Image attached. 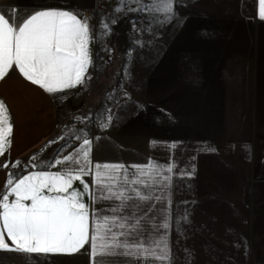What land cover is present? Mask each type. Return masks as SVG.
<instances>
[{
    "label": "crops",
    "instance_id": "crops-1",
    "mask_svg": "<svg viewBox=\"0 0 264 264\" xmlns=\"http://www.w3.org/2000/svg\"><path fill=\"white\" fill-rule=\"evenodd\" d=\"M13 1L0 0V12L17 23L44 9L68 10L85 18L56 4L24 12ZM217 5L222 21L209 29L208 38L202 39L198 28L191 53L161 55L160 87L155 88L159 104L153 105V98L145 103L143 122L136 113L129 114L116 120V127L85 131L66 148L49 144L62 117L55 100L62 91L46 92L13 65L0 79V101L12 125L10 148L0 155V192L10 174L18 179L31 172L66 169L52 165L88 138L93 164L145 165L149 159L163 166L175 164L170 188L155 193L163 199L131 209L151 217L144 221L148 241H167L166 264H264V21L256 14L257 0H217ZM87 23L94 62L96 45ZM173 142L177 147H169ZM83 181L91 191L92 175L83 176ZM72 190L83 194L81 201L90 213L108 212L110 203L93 204L81 181H74ZM13 199L10 195L9 201ZM94 219L90 215V227ZM5 239L11 244L6 233ZM103 260L144 264L125 255ZM0 264H94V257L89 241L71 254L0 250Z\"/></svg>",
    "mask_w": 264,
    "mask_h": 264
},
{
    "label": "snow or ice",
    "instance_id": "snow-or-ice-1",
    "mask_svg": "<svg viewBox=\"0 0 264 264\" xmlns=\"http://www.w3.org/2000/svg\"><path fill=\"white\" fill-rule=\"evenodd\" d=\"M126 2L118 0L113 11L122 13ZM135 2L139 7L129 11L148 12L151 17L149 30L153 22L170 23L177 16L175 0ZM256 14L264 21V0H257ZM115 22V19L102 21L99 34H107L110 23ZM92 40L87 19L68 10L36 11L19 23L0 12V79L15 65L27 80L48 93L84 85L86 79H91L88 71L93 66L89 49ZM87 119L83 118L82 122ZM111 119L109 114L99 126L108 128ZM78 132L84 133V129ZM11 134L6 106L0 101V155L10 148ZM72 138L79 140L80 135L69 129L58 139ZM52 143L54 141H49ZM177 144L173 142L169 147L175 148ZM67 146L65 143L64 147ZM91 147L92 140L84 138L72 152L57 159L52 167L66 165L61 171L31 172L18 179L14 174L9 175L4 192H0V250L24 254H71L90 241L94 264H104V257L115 255L135 257L144 264L149 261L166 264L170 258L167 241L163 238L148 241L144 221L151 217L131 209H143L153 201L163 199L155 193L170 188L175 164L163 166L151 159L145 165L93 164ZM3 167L9 165L5 163ZM87 175H92L91 191L83 181V176ZM74 181L83 183L93 204L109 202L108 212L102 214L93 210L90 213L89 206L81 201L83 194L69 191ZM10 195L15 199L9 201ZM90 215L95 218L91 227ZM162 227L166 230L169 225L164 222ZM5 233L11 244L6 241ZM97 257L99 261L95 259Z\"/></svg>",
    "mask_w": 264,
    "mask_h": 264
},
{
    "label": "rangeland",
    "instance_id": "rangeland-1",
    "mask_svg": "<svg viewBox=\"0 0 264 264\" xmlns=\"http://www.w3.org/2000/svg\"><path fill=\"white\" fill-rule=\"evenodd\" d=\"M148 2L143 0V3ZM117 3L118 0H106L99 8L97 0L13 1V4H21L24 12L44 5H65L82 14L92 26L96 48L93 66L88 72L91 79L55 97L62 110L54 134L57 145L71 140L58 139L69 129L79 135L83 134L79 129L84 132L104 129L99 125L109 114L112 117L109 127H116V120L122 121L133 113L143 122L145 103L153 98V105L159 104L160 92L155 88L160 87L161 55L191 53L197 29L200 28L202 39L208 38L209 29L216 28L222 21L217 12V0H175L176 18L170 23L153 22L149 30L148 12L129 11L139 7L135 0H127L122 13L113 11ZM111 19L116 22L110 23V31L100 35L101 22ZM85 117L87 121L82 122ZM137 129L145 130V127Z\"/></svg>",
    "mask_w": 264,
    "mask_h": 264
},
{
    "label": "built area",
    "instance_id": "built-area-1",
    "mask_svg": "<svg viewBox=\"0 0 264 264\" xmlns=\"http://www.w3.org/2000/svg\"><path fill=\"white\" fill-rule=\"evenodd\" d=\"M106 3V0H97V6L99 8H102Z\"/></svg>",
    "mask_w": 264,
    "mask_h": 264
}]
</instances>
